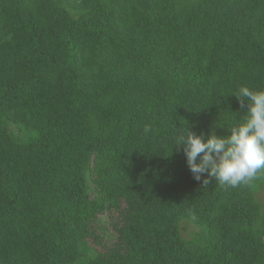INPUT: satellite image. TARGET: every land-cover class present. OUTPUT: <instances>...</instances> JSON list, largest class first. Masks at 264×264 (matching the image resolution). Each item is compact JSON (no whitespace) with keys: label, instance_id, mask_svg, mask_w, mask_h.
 Wrapping results in <instances>:
<instances>
[{"label":"trees","instance_id":"1","mask_svg":"<svg viewBox=\"0 0 264 264\" xmlns=\"http://www.w3.org/2000/svg\"><path fill=\"white\" fill-rule=\"evenodd\" d=\"M242 86L264 0H0V264H264V175L202 186L175 145Z\"/></svg>","mask_w":264,"mask_h":264},{"label":"clouds","instance_id":"2","mask_svg":"<svg viewBox=\"0 0 264 264\" xmlns=\"http://www.w3.org/2000/svg\"><path fill=\"white\" fill-rule=\"evenodd\" d=\"M235 97L241 108L247 105V111L243 122L230 129V135L220 137L212 132L203 142L202 136L187 130L175 138L193 178L202 186L214 179L222 187L237 188L264 175V91L242 86ZM143 130L148 133L151 126L145 125ZM205 173L207 178L201 180Z\"/></svg>","mask_w":264,"mask_h":264},{"label":"rangeland","instance_id":"3","mask_svg":"<svg viewBox=\"0 0 264 264\" xmlns=\"http://www.w3.org/2000/svg\"><path fill=\"white\" fill-rule=\"evenodd\" d=\"M12 129H13V128H12ZM13 131L15 132V130H13ZM104 220H105V218L103 217V218H100V220H99V221H101V222H102V221H104ZM104 241H105V240H104ZM97 247H98V246H97ZM97 247H96V248H97Z\"/></svg>","mask_w":264,"mask_h":264}]
</instances>
